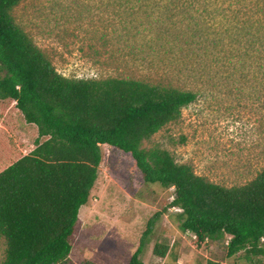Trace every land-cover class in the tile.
I'll return each mask as SVG.
<instances>
[{"label":"trees","instance_id":"1","mask_svg":"<svg viewBox=\"0 0 264 264\" xmlns=\"http://www.w3.org/2000/svg\"><path fill=\"white\" fill-rule=\"evenodd\" d=\"M21 1L0 0V99L9 100L36 135L28 152L0 170V264H58L69 257L80 209L98 178L102 145L131 160L135 188L154 182L174 187L171 205L182 208L180 226L196 235L193 246L221 240L228 256L243 251L249 264H263L264 168L245 184L225 186L177 162L166 149L143 147L198 92L153 77L63 75L13 20L11 11ZM110 3L125 26L123 36L139 42L136 33L145 27L142 46L165 54L181 78L205 81L253 68L264 84V0ZM11 153L6 146L5 156ZM119 170L109 168L117 176ZM154 218L128 264H144ZM167 249L156 243L153 250L164 257ZM82 264L98 263L85 258Z\"/></svg>","mask_w":264,"mask_h":264},{"label":"rangeland","instance_id":"2","mask_svg":"<svg viewBox=\"0 0 264 264\" xmlns=\"http://www.w3.org/2000/svg\"><path fill=\"white\" fill-rule=\"evenodd\" d=\"M115 10L110 0H22L11 14L67 77H153L197 91L196 101L185 106L177 120L144 140L143 147L166 149L177 162L191 164L215 183L233 186L252 180L264 168L260 72L249 68L207 76L205 81L199 76L181 78L165 54L142 46L145 27L136 33L139 42L123 36L124 24ZM22 123L13 104L0 99V170L31 147L36 128ZM6 146L12 151L8 157ZM102 155L98 178L71 237V253L58 264H82L85 258L98 264H128L158 212L141 254L144 264H207L209 259L249 264L243 251L228 256L221 240L193 246L194 237L181 229L179 211L171 205L174 187L154 182L135 188L131 160L118 158L107 145H102ZM109 168L120 169L118 176ZM156 243L167 246L164 257L154 253ZM4 245L0 238V263Z\"/></svg>","mask_w":264,"mask_h":264},{"label":"built area","instance_id":"3","mask_svg":"<svg viewBox=\"0 0 264 264\" xmlns=\"http://www.w3.org/2000/svg\"><path fill=\"white\" fill-rule=\"evenodd\" d=\"M179 212H182V208H180V207H175ZM191 235H192V237H194V238H196V235L194 234V233H192V232H190V231H188Z\"/></svg>","mask_w":264,"mask_h":264}]
</instances>
